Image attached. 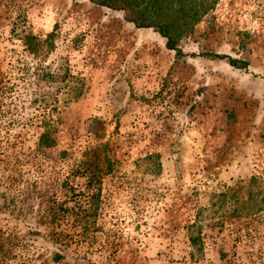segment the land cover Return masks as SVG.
Segmentation results:
<instances>
[{"label":"rangeland","instance_id":"374dc122","mask_svg":"<svg viewBox=\"0 0 264 264\" xmlns=\"http://www.w3.org/2000/svg\"><path fill=\"white\" fill-rule=\"evenodd\" d=\"M192 27L0 0V264H264V0Z\"/></svg>","mask_w":264,"mask_h":264},{"label":"trees","instance_id":"16d2710c","mask_svg":"<svg viewBox=\"0 0 264 264\" xmlns=\"http://www.w3.org/2000/svg\"><path fill=\"white\" fill-rule=\"evenodd\" d=\"M90 3L119 11L124 14V19L132 23L138 29H154L166 39L168 50L177 49V43L183 33L192 31V26L208 13L216 0H87ZM31 40L34 38L31 37ZM177 53V54H178ZM224 59L221 56H215ZM232 66L243 68L245 63L238 60H229ZM55 144L49 133H43L39 137V145L51 147ZM94 154V153H91ZM98 158L82 162V172L87 175L100 171ZM264 202V196L262 197Z\"/></svg>","mask_w":264,"mask_h":264}]
</instances>
